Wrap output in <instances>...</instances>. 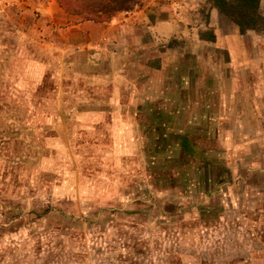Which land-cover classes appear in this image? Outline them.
<instances>
[{
	"label": "rangeland",
	"instance_id": "rangeland-1",
	"mask_svg": "<svg viewBox=\"0 0 264 264\" xmlns=\"http://www.w3.org/2000/svg\"><path fill=\"white\" fill-rule=\"evenodd\" d=\"M150 1L93 22L0 0V264H264V119L241 133L207 91L209 0L147 48Z\"/></svg>",
	"mask_w": 264,
	"mask_h": 264
},
{
	"label": "crops",
	"instance_id": "crops-1",
	"mask_svg": "<svg viewBox=\"0 0 264 264\" xmlns=\"http://www.w3.org/2000/svg\"><path fill=\"white\" fill-rule=\"evenodd\" d=\"M262 2L264 0H259V6ZM181 4L176 0L150 1V6H153V16L148 15L146 11H149V8L143 6L145 10L141 9L135 17L133 16L132 22L133 24H139L142 20L145 21L151 39H148L147 43L139 40L137 44L139 43L142 46L147 44L148 48L150 42H154V39L166 40L174 35H179V37L186 35L190 29L185 25L184 17L181 15V9L183 8ZM207 9L208 15L205 26L210 29V34L206 39H200L199 35H195V38L197 41L206 44L216 54L225 51L227 59L223 63L219 60V62L215 61L210 67L211 69H217V71L219 68L224 67L225 78H217V82H212L209 87H206L207 91L214 94L215 90L217 97H213L212 101L218 102L221 101V95L224 92L225 85H227L228 116L233 118L235 125L244 128L243 130L240 129L239 132L260 133V129H253L254 125L251 124L250 119L257 120L256 127L262 126L261 120L264 119V109L262 107V102H264V78H262L264 77V32L255 29H246L240 32L229 17L212 6L211 0L207 1ZM141 11L142 13H140ZM138 35V32L133 31L132 39H140ZM185 72L187 73L186 69ZM196 76V73H194V77L189 75L190 79L187 83L198 87V82H201L204 74L199 75L198 78ZM167 79L169 77H165V80ZM180 81L181 86L184 85V77H181V75ZM202 92L205 93V91ZM210 98L212 97L209 96V101Z\"/></svg>",
	"mask_w": 264,
	"mask_h": 264
},
{
	"label": "trees",
	"instance_id": "trees-1",
	"mask_svg": "<svg viewBox=\"0 0 264 264\" xmlns=\"http://www.w3.org/2000/svg\"><path fill=\"white\" fill-rule=\"evenodd\" d=\"M68 14L80 20L100 22L114 13L128 11L138 6L141 0H57ZM211 4L237 26L240 32L264 26V17L259 11V0H211Z\"/></svg>",
	"mask_w": 264,
	"mask_h": 264
}]
</instances>
